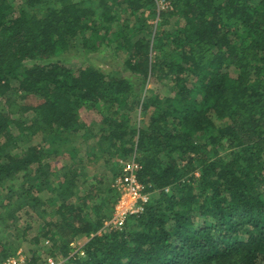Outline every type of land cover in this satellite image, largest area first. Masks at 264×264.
I'll return each mask as SVG.
<instances>
[{
	"label": "trees",
	"instance_id": "1",
	"mask_svg": "<svg viewBox=\"0 0 264 264\" xmlns=\"http://www.w3.org/2000/svg\"><path fill=\"white\" fill-rule=\"evenodd\" d=\"M1 101L0 264H264V0H0ZM125 161L149 198L102 229Z\"/></svg>",
	"mask_w": 264,
	"mask_h": 264
},
{
	"label": "built area",
	"instance_id": "2",
	"mask_svg": "<svg viewBox=\"0 0 264 264\" xmlns=\"http://www.w3.org/2000/svg\"><path fill=\"white\" fill-rule=\"evenodd\" d=\"M157 12L169 11L172 8L173 0H153ZM122 171L114 181V187L117 190L118 197L114 205L111 216L104 221L102 229L121 228L126 218L131 214H139L143 210V205L148 200V194L144 192V185L136 178L138 165L134 161L122 162ZM100 232V231H99ZM87 240V238H84ZM75 242V241H74ZM79 243V242H77ZM70 255H82V244L78 246L70 243ZM66 259V258H65ZM64 259L55 261L49 257L41 264H63ZM2 264H31L27 262L25 255L21 251L6 257Z\"/></svg>",
	"mask_w": 264,
	"mask_h": 264
},
{
	"label": "rangeland",
	"instance_id": "3",
	"mask_svg": "<svg viewBox=\"0 0 264 264\" xmlns=\"http://www.w3.org/2000/svg\"><path fill=\"white\" fill-rule=\"evenodd\" d=\"M78 53H79V45H78V49L76 47H70L66 52L63 53L64 62L69 67L73 68L75 73H76V70L78 69V67L80 65H82V66L93 65V66L101 69L102 71H104L106 73H116V72L120 73L121 62L119 59H112V57H110L108 55L107 56L102 55L99 52H93V53H91L89 55H85V56H82V55L78 56ZM16 102L20 103L21 100L17 98ZM31 102H33V97H27L23 100V103H25V104H29ZM0 107H4L3 101H1ZM14 116L19 117L20 119L24 120V119H28L29 113L21 112L19 110L16 113V115H14ZM89 117H90L89 114L88 115L86 114L83 117V119L85 121L88 120V124H90V127H88V128H90V130H88L89 133H87L83 137L79 136L80 138L79 137L76 138L77 143H78L79 154L88 159V161L86 162V168L83 170L85 172H93L97 166V162L94 159L95 158H96V160L99 159L98 157L92 156L91 150L94 149L95 151H97L101 154L100 151L102 149H105V150L107 149V146L105 144H103L102 142L101 143L99 142V140H98L99 135H97L98 137L94 136V133H96L99 130V128H98L99 125L96 124L99 121L94 120V119L89 120ZM91 124H93V127H91ZM104 156L107 157L106 154H104ZM65 161H68V159H65ZM53 163H54L53 165H55V166L57 165L56 167H58L59 163H62V160L57 161V159H56L55 161H53ZM54 169H56V168L54 167ZM73 243L76 244V246L79 245V243H77V242L73 241ZM17 251L22 252L21 249H18Z\"/></svg>",
	"mask_w": 264,
	"mask_h": 264
}]
</instances>
